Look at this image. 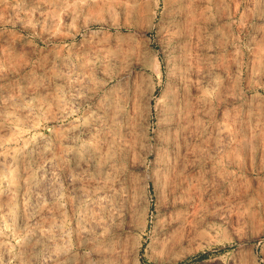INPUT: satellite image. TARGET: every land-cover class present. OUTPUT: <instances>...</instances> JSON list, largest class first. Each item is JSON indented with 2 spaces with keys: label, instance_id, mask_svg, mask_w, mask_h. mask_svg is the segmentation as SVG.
Segmentation results:
<instances>
[{
  "label": "clouds",
  "instance_id": "9594fccd",
  "mask_svg": "<svg viewBox=\"0 0 264 264\" xmlns=\"http://www.w3.org/2000/svg\"><path fill=\"white\" fill-rule=\"evenodd\" d=\"M0 264H264V0H0Z\"/></svg>",
  "mask_w": 264,
  "mask_h": 264
}]
</instances>
